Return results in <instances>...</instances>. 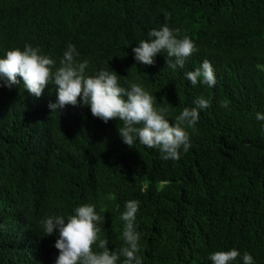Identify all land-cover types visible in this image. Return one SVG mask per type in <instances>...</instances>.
I'll return each mask as SVG.
<instances>
[{
	"label": "trees",
	"instance_id": "obj_1",
	"mask_svg": "<svg viewBox=\"0 0 264 264\" xmlns=\"http://www.w3.org/2000/svg\"><path fill=\"white\" fill-rule=\"evenodd\" d=\"M165 23L196 45L183 69L159 53L151 65L133 60L132 48ZM25 43L56 60L75 45L87 75L109 67L170 120L196 97L211 99L188 130L189 151L171 161L124 144L120 122L87 106L52 113L42 102L51 84L39 97L22 82L0 84V264H54L57 234L43 235L39 221L86 203L103 217L93 249L106 240L118 250L120 213L133 199L143 264H211L209 253L231 248L264 264V122L255 119L264 113V0H0V55ZM205 59L216 84L193 87L183 73Z\"/></svg>",
	"mask_w": 264,
	"mask_h": 264
},
{
	"label": "clouds",
	"instance_id": "obj_2",
	"mask_svg": "<svg viewBox=\"0 0 264 264\" xmlns=\"http://www.w3.org/2000/svg\"><path fill=\"white\" fill-rule=\"evenodd\" d=\"M165 20L168 13H163ZM148 39L139 41L132 48L133 60L142 65L154 63L159 53L166 57L169 69H183L185 61L197 49L187 36H178L177 29H170L167 23L147 33ZM80 53L75 45L69 43L60 60L41 54L38 47L27 43L23 48H12L0 55V84L12 87L22 82L29 94L39 97L46 85L51 84L54 90L42 97L44 104L52 113L62 111L66 105L87 106L93 117L107 123L109 120L120 122L117 133L121 141L133 147L141 145L155 149L163 160L176 161L180 155L187 153L191 146L188 130L195 131L199 112L210 105V97H196L193 107L183 108L174 119L168 118V109L154 105V96L135 82L122 86L114 71L101 68L92 75L86 74L87 60L79 61ZM185 80L193 87L199 83L212 88L216 77L208 60L200 62L199 67L183 73ZM19 78V79H18ZM56 94V100L54 96ZM156 101V100H155ZM257 121L264 122V113L257 112ZM171 121V123H169ZM264 131V123H261ZM124 210L120 213L123 222L121 232L123 246L118 250H109L106 240L97 244L99 250L93 249L98 239L103 217L93 204H81L72 209L71 214L54 215L42 218L39 227L43 235L57 238L53 247L58 250L54 264H143L139 255L140 233L135 223L138 202L126 200ZM42 235V236H43ZM255 264L247 251L242 254L235 248L226 251H213L207 259L211 264Z\"/></svg>",
	"mask_w": 264,
	"mask_h": 264
}]
</instances>
